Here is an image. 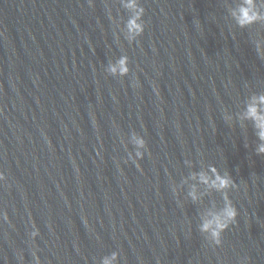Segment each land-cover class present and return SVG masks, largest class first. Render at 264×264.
I'll list each match as a JSON object with an SVG mask.
<instances>
[{"label": "water", "instance_id": "1", "mask_svg": "<svg viewBox=\"0 0 264 264\" xmlns=\"http://www.w3.org/2000/svg\"><path fill=\"white\" fill-rule=\"evenodd\" d=\"M124 2L0 0V264H264V154L242 118L264 95V0L245 27L243 0H136L131 41ZM216 172L234 186L200 182ZM225 193L215 245L200 225Z\"/></svg>", "mask_w": 264, "mask_h": 264}, {"label": "clouds", "instance_id": "2", "mask_svg": "<svg viewBox=\"0 0 264 264\" xmlns=\"http://www.w3.org/2000/svg\"><path fill=\"white\" fill-rule=\"evenodd\" d=\"M124 7L129 9H134L132 16L128 18L125 23V28L127 29L128 35L127 39L131 41L136 36H139L144 31V25L140 23V17L143 13V8L137 5L136 0H125ZM234 18L239 27H245L249 24L256 23L262 19L261 15L254 9V0H243V3L238 6V10L234 13ZM259 50V45H257ZM107 71L112 75H119L121 77L125 76L129 72L128 67V57L122 55L119 57L115 63L110 64ZM242 118L245 120L252 121L253 127L256 130V136L260 143L257 145L255 151L258 154H264V95H256L249 98V102L245 105ZM133 142L137 145V148H145L146 142L143 137L133 133ZM142 156V153L137 150L135 153V158L129 154V159H138ZM212 170L215 171L214 166ZM3 179V174L0 173V180ZM199 180L202 183H211L217 190L223 191L224 189L234 186L233 180L230 176L220 175L218 172L214 177L209 180V177L203 173L199 174ZM193 199H195V192L189 193ZM224 206L218 212L211 214L210 217L204 220L200 229L203 232H209L212 241L215 245L221 243V233L228 228V226L235 222L237 216V209L233 205L232 201L229 199L227 194H224ZM38 230H33L30 235L35 237ZM35 256V253H33ZM118 257L117 252H113L108 256H105L102 260V264H116ZM36 264H39V258L36 257Z\"/></svg>", "mask_w": 264, "mask_h": 264}]
</instances>
